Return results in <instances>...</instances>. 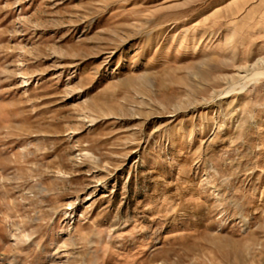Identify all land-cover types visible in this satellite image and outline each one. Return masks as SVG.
<instances>
[{
  "label": "rangeland",
  "instance_id": "rangeland-1",
  "mask_svg": "<svg viewBox=\"0 0 264 264\" xmlns=\"http://www.w3.org/2000/svg\"><path fill=\"white\" fill-rule=\"evenodd\" d=\"M0 264H264V0H0Z\"/></svg>",
  "mask_w": 264,
  "mask_h": 264
}]
</instances>
